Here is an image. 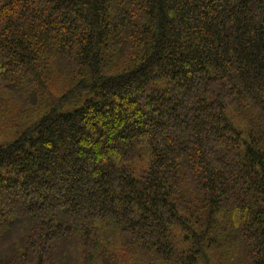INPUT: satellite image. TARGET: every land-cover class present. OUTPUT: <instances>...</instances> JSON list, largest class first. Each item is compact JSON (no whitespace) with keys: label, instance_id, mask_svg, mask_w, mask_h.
I'll return each instance as SVG.
<instances>
[{"label":"trees","instance_id":"1","mask_svg":"<svg viewBox=\"0 0 264 264\" xmlns=\"http://www.w3.org/2000/svg\"><path fill=\"white\" fill-rule=\"evenodd\" d=\"M10 131L0 264H264V0H0Z\"/></svg>","mask_w":264,"mask_h":264},{"label":"rangeland","instance_id":"2","mask_svg":"<svg viewBox=\"0 0 264 264\" xmlns=\"http://www.w3.org/2000/svg\"><path fill=\"white\" fill-rule=\"evenodd\" d=\"M35 111H37V109H34V112H35ZM30 118H31V116L28 117V118H26V119H24L22 122L28 121ZM28 122H29V121H28ZM10 135H12V132H11V131H10V133H9V136L4 135V134H0V142L7 140V138H9ZM144 157H145V156H143V158H144Z\"/></svg>","mask_w":264,"mask_h":264}]
</instances>
